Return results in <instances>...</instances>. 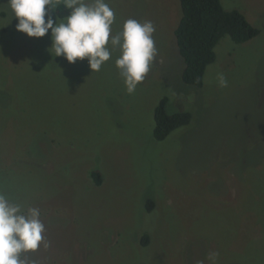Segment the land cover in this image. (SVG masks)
Wrapping results in <instances>:
<instances>
[{
	"label": "rangeland",
	"instance_id": "rangeland-1",
	"mask_svg": "<svg viewBox=\"0 0 264 264\" xmlns=\"http://www.w3.org/2000/svg\"><path fill=\"white\" fill-rule=\"evenodd\" d=\"M104 2L115 15L111 57L92 71L87 58L55 56L51 30L41 38L18 31L0 0V193L25 214L40 209L45 225L39 249L21 258L211 264L218 253L216 264H264V0H222L259 34L244 43L223 37L202 87L183 80L180 0ZM60 5L54 19L69 15ZM128 19L156 29L157 55L132 94L111 46ZM164 97L170 114L189 111L192 120L158 141Z\"/></svg>",
	"mask_w": 264,
	"mask_h": 264
},
{
	"label": "clouds",
	"instance_id": "clouds-1",
	"mask_svg": "<svg viewBox=\"0 0 264 264\" xmlns=\"http://www.w3.org/2000/svg\"><path fill=\"white\" fill-rule=\"evenodd\" d=\"M61 3L70 10L69 15L54 19L52 13ZM7 4L18 18V31L41 38L51 30L55 56H63L72 64L87 58L92 71H99L109 61L111 52L107 45L115 15L104 0H8ZM155 30L151 21L128 19L123 31L111 36V46L119 47L121 52L116 66L129 94L145 79L157 55ZM221 83L226 86L223 78ZM40 217V209L28 208L25 214L20 204L0 193V264H27L21 257L37 251L44 240L45 225ZM217 256L218 253L209 254L211 264H216Z\"/></svg>",
	"mask_w": 264,
	"mask_h": 264
},
{
	"label": "trees",
	"instance_id": "trees-1",
	"mask_svg": "<svg viewBox=\"0 0 264 264\" xmlns=\"http://www.w3.org/2000/svg\"><path fill=\"white\" fill-rule=\"evenodd\" d=\"M182 16L175 33L180 52L186 67L183 80L190 85L202 87L209 65L217 59L216 47L225 36H230L237 43H244L259 34L247 17L237 9L227 10L222 0H180ZM59 9H64L63 5ZM168 97H164L155 109L154 136L163 141L176 129L188 125L192 113L179 111L170 114L167 111ZM97 185L103 182L99 170L92 172ZM155 208V201L149 199L148 211ZM151 235L142 236L141 243L148 245Z\"/></svg>",
	"mask_w": 264,
	"mask_h": 264
}]
</instances>
